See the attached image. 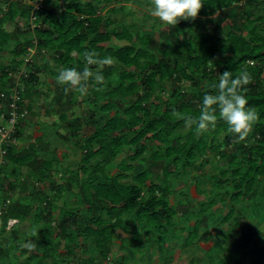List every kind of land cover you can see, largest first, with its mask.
Returning <instances> with one entry per match:
<instances>
[{"label": "trees", "instance_id": "trees-1", "mask_svg": "<svg viewBox=\"0 0 264 264\" xmlns=\"http://www.w3.org/2000/svg\"><path fill=\"white\" fill-rule=\"evenodd\" d=\"M32 1L0 0L2 20L17 21V30L12 34L0 20V52L9 50L11 41L15 42L9 64L0 62V117L6 115L11 88L17 81L21 88L19 111L26 108V117L34 115L33 95H39L42 67L52 76L58 74L49 67L50 61L56 67L81 72L85 67L94 73L102 71L104 81L98 84L89 78L82 101L76 89L66 92L64 85L54 81L59 99L67 98L69 102L59 109V119L66 123L69 133L56 138L65 144L74 138L75 149L85 153L76 168L69 165L65 169V180L74 186L71 192L78 188L72 203L63 198L58 208L53 202L44 201L36 211L33 202L41 196L34 194L35 185L30 180L39 184L51 179L62 159L51 148L53 142L47 140L51 138L48 133L46 138L39 136V140L44 138L42 142L21 146V122L26 123L27 118L19 119L17 142L5 148L0 176L19 174L14 170L7 172L9 166L25 167L29 174L14 184L19 189L18 197L1 194L0 183V262L10 261L11 254L16 259L17 252L25 254L28 250L21 243L32 235L38 248L14 264H58L60 260L107 264L116 231L121 230L130 236L121 240L122 246L130 250L136 247L144 254L141 248L151 250L150 244L156 243L158 252L165 256L163 264H170V256L195 242L209 249L208 264H264V218H259L264 213L250 217L252 205L264 207V200L260 199L264 197V0H202L195 19L180 20L176 26L161 23L162 29L156 32L153 28L151 33L139 30L133 23L122 24L106 17L99 13L105 5H94L112 0H40L37 9ZM124 10V6L119 8ZM41 23L47 27H41ZM25 32L32 34L25 36ZM183 34L187 37L180 42ZM29 47L35 51L31 60L25 62ZM88 51L112 63L99 68L88 66L83 59ZM245 70L251 76L246 86V107L252 109L256 119L244 140L235 139L227 131L218 111L214 126L203 133L197 131L195 123L189 125V120L199 119L205 93L215 94L213 85L223 72L236 77ZM18 71L21 77L16 80L14 74ZM184 81L188 86L182 89L178 84ZM71 89L78 93L77 100L71 99ZM165 92H169V97L162 101ZM81 103H88L90 108L80 116L67 115L76 105L80 109ZM102 115H108L104 124L99 120ZM84 130L92 132L81 140ZM223 134V141H218ZM131 147L134 150H127ZM210 151L217 158L213 173L192 175L205 168L209 159L204 158ZM118 155L123 158L115 165L118 172L114 174L107 166ZM137 164H142V170L136 173ZM81 171L84 178L77 183ZM179 181L184 187L194 186L200 196L196 209L189 210L194 199L182 189L178 192L182 201L171 202L173 182ZM207 185H211L210 191ZM51 188L62 196L55 181ZM208 192L212 197L203 198ZM241 206L249 208L248 219H243ZM55 209H59L57 221L53 217ZM217 215L219 227L214 231L210 225L205 228L208 222L212 224L208 216ZM197 216L200 219L192 222ZM179 218H184V223L178 222ZM10 220L16 222L5 237ZM25 221L43 227L23 232L18 224ZM225 224L227 228L221 227ZM159 234L163 236L158 237ZM171 236L178 241L169 242ZM55 238H59L57 243ZM78 238H82L79 253L94 248L98 256L86 258L78 254L74 259V248L60 252L59 244L75 243ZM122 259L118 264L128 262V256Z\"/></svg>", "mask_w": 264, "mask_h": 264}, {"label": "rangeland", "instance_id": "rangeland-1", "mask_svg": "<svg viewBox=\"0 0 264 264\" xmlns=\"http://www.w3.org/2000/svg\"><path fill=\"white\" fill-rule=\"evenodd\" d=\"M28 1V0H27ZM40 0H33L31 3L34 4L35 6H38V2ZM85 1H93V0H81V2H85ZM103 4L105 5V7L101 10L100 9V14L106 15V17H110L111 19H115L117 22L122 23V24H135L137 25V28L139 30H142L144 32H153V28H155L156 32H159L162 29V25L161 22L153 17L151 15V0H112L110 3L105 4L104 2H102L101 4H97L94 3L95 6L97 7H101L103 6ZM121 6L125 7L124 12L119 11V8ZM108 9H112V11L110 13ZM118 9V10H117ZM4 11L2 13H0V20L2 21V27L9 31L10 33H15L17 30V21L13 20V19H4L2 20V15H3ZM21 25L24 24V20L20 21ZM143 26V28H142ZM41 27H47L46 24L41 23ZM133 32V31H132ZM26 35L25 36H30L32 34V32H25ZM187 37L186 34L181 35V39L180 42H184L185 38ZM114 44H117L116 40H113ZM15 42L11 41L10 44V49L9 50H4L0 52V62L2 64H9V60L11 58L12 55V48L14 46ZM122 44V43H121ZM49 67L51 69H56V72L58 73L62 68L61 67H56V65L53 62H49ZM41 73L39 74V95H33V99L35 101V107H34V112L32 116H28L27 121L25 123V121L21 122L22 125V132H23V139L21 142V146L26 147L29 142H42L45 137V135L48 133L50 134L51 138L47 139L52 140V149L56 150L57 155L59 158L62 159L61 164L55 166L56 169L53 172L51 179L44 181L43 183H37L36 181H34L33 179L30 180L31 183H33L35 185V192L34 194H37L41 196V198H39V201L33 202L34 207L36 211L39 208H42V206L40 205L41 203H44V201H51L53 202L58 208H60L62 205V200L64 199H68L70 201V203L73 202V198H74V194L75 191H78V188H75V191L71 192V190L74 188H72L71 183L68 182L67 180H65V169L69 166L72 165L71 167L76 168V166L78 164H80V160L81 157L85 154L83 152H80L78 150L75 149L74 147V138H71L69 140V142L67 144L63 143L61 140H58L56 138V136H64V135H68L69 130L68 128H65L64 125H66V123H62L59 119V116L61 115V111H59V109L61 108L62 104H67L68 99L67 98H63V99H59L60 96L57 95L56 92V88H55V84L54 81L56 79L55 76H52L51 74H49V70L42 67L41 69ZM17 74V73H16ZM173 85V83L171 84ZM170 84L168 85L169 88H172ZM182 89L186 88V86H188L187 82H182L180 84H178ZM61 88V87H60ZM75 90L71 89L70 90V94L72 95L71 99H76L78 97V93H74ZM81 95V94H80ZM82 98H80V100L82 101L83 98H85L86 95H81ZM169 97V92H165L164 94H162L161 96V100L162 101H166L167 98ZM89 102V100H88ZM164 103V102H163ZM90 105L88 103H81L80 104V109L76 107L73 109V112L71 111H67V115H71V114H75V116H80L81 112L83 110L89 109ZM108 115H102L101 118H99V120L102 122V124H104V120L105 117H107ZM83 121V120H82ZM92 131L89 130H84L79 138H81V140L85 139L87 136H89V134ZM43 137L42 139L39 140V136L41 135ZM223 135H219L217 139L218 141H223ZM68 146L71 147V150L68 149ZM128 149H132L134 150V147L131 148H127ZM51 155V154H50ZM66 155V157L64 158V156ZM51 157V156H48ZM208 157V158H207ZM242 157V156H241ZM102 157H99V159ZM123 158V155H118L117 158L115 160H113L112 162H110V164L107 166V168L111 171V173L116 174L118 172V168L117 166L115 167V165L118 164V162ZM207 158V159H206ZM243 158V157H242ZM65 159V160H64ZM205 161L209 159V161L207 162L205 168L203 169H199L198 172L197 171H193L192 175H196V177H201V174L206 173L208 175H211L213 173L212 171V167L214 164H216V157L213 156L212 151H210L208 153V155L204 158ZM77 163V164H76ZM206 163V162H205ZM7 172H15L18 173V175H12L9 178L8 177H3L0 176V183H1V194L3 193H9L13 195V197H18V188L16 187V185H14L15 183H17V179H23L26 178L27 175L29 174V170L25 167H21L18 168V166H9V168L7 169ZM142 170V164H137L136 168H135V172H139ZM84 172L81 171V176L79 177V179L77 180V183L80 179L84 178ZM72 177V175H71ZM73 178V177H72ZM5 179V180H4ZM53 181L56 182V185H58L59 187H61L62 190V196L59 195V192H54V190L51 188V185L53 183ZM100 182H103V180L101 178H99ZM200 181L205 182V179L200 178ZM173 186H174V193L170 195V199L171 202H179L182 201L183 197L180 196L178 194L179 191H184L188 192L189 194L192 195L193 197V202L191 203L189 210L190 209H196V205H197V201L198 199H200V196L198 198V195L195 191L194 186L191 184L190 187H184V183L181 184V182H177L174 183L173 182ZM207 189L208 191H210L212 189L211 185H207ZM203 198H211L212 195L208 192L205 193V196H202ZM201 197V198H202ZM260 199L264 200V197ZM250 202V201H249ZM243 205L245 204V206H247V202L242 201ZM251 203V202H250ZM249 205L251 206L252 204ZM225 206V205H222ZM264 206V204H263ZM261 208V209H260ZM264 207L260 206H251L250 209L254 210L250 217H252L253 214H255L256 217H258L261 212L264 213V210H262ZM262 210V211H261ZM241 211H242V216L243 219H248V213L250 212L249 208L243 207L241 206ZM36 213V212H35ZM35 213H32V215H34ZM257 214V215H256ZM264 215V214H262ZM222 216V214H221ZM53 217L54 220L57 221L60 219V215H59V209H55L53 210ZM218 217V218H217ZM254 218V217H253ZM261 220L264 218V216H260L259 217ZM200 218L197 216V218H194L192 220L196 221L199 220ZM208 219L211 220L210 224L209 222L207 223V226L205 228H208L210 225V230L216 229V226L219 227L220 225V219L219 216H208ZM184 220V218H179L177 221L182 223ZM264 222V219L262 220ZM16 222V220H10L8 221L7 224V229L6 232L4 233V236H9L10 234V228L13 226V224ZM249 222V221H247ZM262 222V223H263ZM184 223V222H183ZM216 224V225H215ZM262 229H264V224L261 225ZM19 230L23 231V232H29L32 231L34 232L37 229H41L43 227V225L41 224L40 226H34L33 224H30V222H21L18 224ZM221 227L227 228L228 225L225 224L224 226L221 225ZM261 229V228H260ZM31 233V232H30ZM31 236V237H30ZM30 236H26L27 240H33L32 235ZM163 235H160L158 237H162ZM4 237V238H5ZM125 237H130L127 233H125L124 231L118 230L116 231V239L115 242L113 243V247H112V251L110 252L109 256L111 258V260L107 263V264H118L121 263L123 261V256H128V262L124 263V264H163L165 256L161 255L160 252H158L159 250L156 248L158 245H156V243L150 244V249L146 250L143 248H141V251H145V253H139L138 251H136V247L130 249L122 246L121 240L122 238ZM79 240L76 241L75 243H70V242H62L61 244H59V250L60 252H63L66 249L69 248H74L75 249V257L74 259L77 258L78 254L80 256H84V257H91V255L93 256H98V252L92 248V249H88L91 248L92 246H89L86 252L82 251L81 253H79V245L81 244L80 239L82 238H78ZM169 242L172 241L175 243V241H178V238L171 236V238H169ZM160 240V239H159ZM22 241V240H21ZM36 243V248L35 250L38 248V243H37V239L33 240ZM56 243L59 241V238H55ZM24 243H21V245H25ZM160 242H163V240H160ZM193 245V244H192ZM31 252L27 251L25 254L17 252L15 257L17 259V261L19 262V260H24L26 257L31 256ZM159 254V255H158ZM158 256V257H157ZM170 256L169 260H170V264H208V257H209V249H206L204 247H202V243L200 242H195L194 246L189 247L185 250H179L178 254L175 255L174 257ZM13 259V260H12ZM15 258H13V254L10 255V261H7L4 263V260L0 262V264H14L16 263ZM34 258L31 260L33 261ZM19 264V263H17ZM58 264H71V263H66L63 260H60V262H58ZM210 264H212L210 262Z\"/></svg>", "mask_w": 264, "mask_h": 264}, {"label": "clouds", "instance_id": "clouds-1", "mask_svg": "<svg viewBox=\"0 0 264 264\" xmlns=\"http://www.w3.org/2000/svg\"><path fill=\"white\" fill-rule=\"evenodd\" d=\"M202 5V0H151L150 7L151 15L161 23L167 26H176L180 20L195 19ZM83 59L86 65L98 68L112 63L108 58H98L97 53L93 51L86 52ZM89 78H94L98 84H102L104 81L102 71L94 73L90 67H85L82 72L76 68H62L56 75L57 83L64 85L66 92L69 88H74L81 95L87 94L86 82ZM250 82L251 76L246 70L236 77H233L229 71L223 72L218 82L213 85L216 90L215 94L205 93L201 102L199 119L189 120V125L195 123L197 131L203 133L210 126H214L215 114L218 111L220 117L227 124V131L233 134L235 139L244 140L256 119L252 109L246 107L248 104L246 86ZM23 102L24 105L28 103L27 100ZM18 125L20 126V123ZM24 246L31 252L37 245L34 241L29 240L25 242Z\"/></svg>", "mask_w": 264, "mask_h": 264}, {"label": "built area", "instance_id": "built-area-1", "mask_svg": "<svg viewBox=\"0 0 264 264\" xmlns=\"http://www.w3.org/2000/svg\"><path fill=\"white\" fill-rule=\"evenodd\" d=\"M34 8L37 9L38 6L34 5ZM32 19H35V16H33ZM34 51L35 50L33 47L28 48V54L24 58L25 62L31 60V56L34 53ZM23 69L24 70L22 71L26 72V69L25 68ZM14 75L17 78L16 80H19L21 77L20 76L21 73H19V71L17 72V74ZM19 86L20 85L18 84L17 81L16 86L11 88L12 93H10L9 96L11 101L8 105L6 115L4 114L0 121V163H4L3 156L6 154L5 148L10 146V144H14L17 142V140L15 139V133H16V128L19 124V119L24 118L28 115V110L26 108L19 111L17 105V102L21 100V95H20L21 88H19ZM1 96L4 97L5 94L1 93Z\"/></svg>", "mask_w": 264, "mask_h": 264}, {"label": "crops", "instance_id": "crops-1", "mask_svg": "<svg viewBox=\"0 0 264 264\" xmlns=\"http://www.w3.org/2000/svg\"><path fill=\"white\" fill-rule=\"evenodd\" d=\"M38 90H40L39 88H38ZM41 136V135H40Z\"/></svg>", "mask_w": 264, "mask_h": 264}]
</instances>
